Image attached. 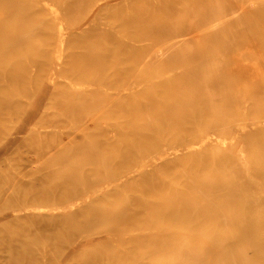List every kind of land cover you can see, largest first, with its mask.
Listing matches in <instances>:
<instances>
[{"label": "bare ground", "instance_id": "1", "mask_svg": "<svg viewBox=\"0 0 264 264\" xmlns=\"http://www.w3.org/2000/svg\"><path fill=\"white\" fill-rule=\"evenodd\" d=\"M141 1L0 0V121L22 133L0 150V264H264L263 54L211 83L226 52ZM249 80L233 114L217 90Z\"/></svg>", "mask_w": 264, "mask_h": 264}, {"label": "rangeland", "instance_id": "2", "mask_svg": "<svg viewBox=\"0 0 264 264\" xmlns=\"http://www.w3.org/2000/svg\"><path fill=\"white\" fill-rule=\"evenodd\" d=\"M169 1L173 3L175 2L176 8L163 14V17L169 19L173 25L175 24L174 29L176 31L179 29L181 32L182 29H184L182 32L184 34L183 41L189 42L190 51L202 49L205 52H213L211 55L214 54L215 56L218 55L215 51L218 52V50H224L226 52V54L222 55V58L225 61L219 69H212L210 71L211 73L209 72L210 75L208 74L209 76L205 77L208 78L211 83L218 74L231 73L232 67L236 64H252L255 52L264 55V35H262L263 32L258 31V29H263L262 31H264V23L258 25L250 16L251 9L249 4L256 0H159L157 2L158 7L162 8L163 5ZM261 1L264 2V0ZM144 3L145 0L141 1L140 5ZM140 5L137 6L141 7ZM217 5L223 9V12H221L222 9H219L216 14V10L214 11V9L217 8ZM153 8V3L148 5L146 4V6L144 5L140 11L142 9L151 10ZM233 10H237L239 15L234 16L231 14ZM224 13H226V15H224ZM152 17V19H154V16ZM103 21H105V23H109L108 21L110 20L106 18L103 19ZM217 31H223L225 35L220 36L219 39L214 38L213 34ZM229 35L230 38H232L230 43L227 42ZM147 43H150V41H147ZM227 43L229 44L226 45ZM263 55L262 58L264 59ZM251 80H249L248 83L236 82L231 86L225 85L218 88L217 91H220V93L223 90L225 92L230 89L235 90L238 93L241 105L238 108V111L234 110L233 114L239 115L245 111L242 104L245 94L251 95V93L257 88V83L252 82ZM23 99L25 102H29L28 97H24ZM248 112L252 116L255 115L252 108H249ZM57 113H59V110L56 112V108L51 104V107L48 108L44 114L38 116L37 119L39 121V125L37 128L42 129V124L50 123L51 121H54V119L56 120L60 118ZM17 118L18 117L15 115L10 116L8 114H3V118L0 121V150L5 145H18V143L12 144L10 141L13 137L22 136V133H18L20 128L17 126ZM250 120L253 119L251 118ZM224 139L228 140V136L225 135ZM45 142L46 141H43L36 133L30 134L29 142L19 144V150L11 157L17 160L21 156L27 154L31 145L45 144ZM10 162H12L10 165L12 166L15 161L11 159L1 161L0 170L6 172L10 167H8ZM6 179L7 178H5V180ZM139 255L140 253L136 254V256Z\"/></svg>", "mask_w": 264, "mask_h": 264}]
</instances>
